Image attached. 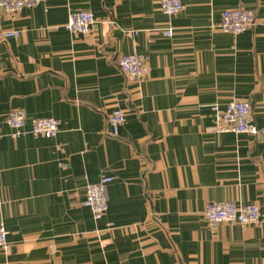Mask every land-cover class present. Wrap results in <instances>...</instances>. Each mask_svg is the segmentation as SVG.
I'll use <instances>...</instances> for the list:
<instances>
[{
	"label": "crops",
	"instance_id": "1",
	"mask_svg": "<svg viewBox=\"0 0 264 264\" xmlns=\"http://www.w3.org/2000/svg\"><path fill=\"white\" fill-rule=\"evenodd\" d=\"M44 0L0 11V264H264V137L219 132L217 112L248 102L263 127L264 0ZM254 13L233 36L215 27L225 9ZM87 10L83 37L64 28ZM170 28V37L163 30ZM145 56L149 77L131 81L121 55ZM25 114L12 138L1 121ZM120 110L119 135L108 116ZM59 122L35 138V118ZM101 176L108 210L82 205ZM256 204L260 223L208 226L209 202Z\"/></svg>",
	"mask_w": 264,
	"mask_h": 264
},
{
	"label": "built area",
	"instance_id": "2",
	"mask_svg": "<svg viewBox=\"0 0 264 264\" xmlns=\"http://www.w3.org/2000/svg\"><path fill=\"white\" fill-rule=\"evenodd\" d=\"M44 0H0V11L13 16L22 9H32ZM159 10L169 17L178 15L182 11L180 0H158ZM94 18L87 10H78L69 15L64 28L72 33L86 37L91 32ZM255 23L254 13L243 8L225 9L220 14L219 22L215 25L218 29L233 36H237L246 30L252 29ZM17 31H5L0 34V41L9 37H18ZM163 35L170 37V28L163 30ZM119 70L131 81L141 82L149 77L150 68L145 56L137 54L121 55L117 59ZM263 127L259 129L251 118V109L248 102L233 100L225 109L217 112L216 125L219 132H231L234 134H246L253 137H264V112ZM25 114L21 109H14L1 121L10 129V136L17 138L23 134ZM110 126V134L113 137L119 135V130L124 123V116L120 110H114L107 118ZM59 131V122L50 117L35 118L30 123V134L45 139L55 138ZM111 178L101 176L95 183L88 184L85 191L83 206L91 210L94 219L102 218L108 210L107 186ZM203 217L208 226L214 228L221 224H239L248 226L260 223L259 207L256 204L236 205L230 201L209 202L203 210ZM7 232L4 223L0 220V250L8 248L6 240Z\"/></svg>",
	"mask_w": 264,
	"mask_h": 264
}]
</instances>
